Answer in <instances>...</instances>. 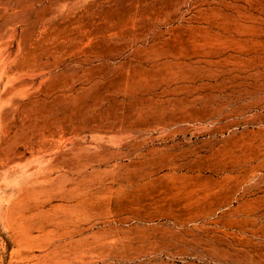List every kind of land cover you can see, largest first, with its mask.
<instances>
[{"label": "rangeland", "instance_id": "obj_1", "mask_svg": "<svg viewBox=\"0 0 264 264\" xmlns=\"http://www.w3.org/2000/svg\"><path fill=\"white\" fill-rule=\"evenodd\" d=\"M0 264H264V0H0Z\"/></svg>", "mask_w": 264, "mask_h": 264}, {"label": "crops", "instance_id": "obj_2", "mask_svg": "<svg viewBox=\"0 0 264 264\" xmlns=\"http://www.w3.org/2000/svg\"><path fill=\"white\" fill-rule=\"evenodd\" d=\"M220 189L223 191L225 189V186H221ZM232 201V198L230 196H222L221 198H208L204 199L199 202V206L201 207V210L206 211V212H212L214 208L216 207H221V206H229ZM202 212V213H203ZM258 212V211H256ZM247 213L253 214L255 211L251 210L248 211ZM205 214V213H203Z\"/></svg>", "mask_w": 264, "mask_h": 264}, {"label": "bare ground", "instance_id": "obj_3", "mask_svg": "<svg viewBox=\"0 0 264 264\" xmlns=\"http://www.w3.org/2000/svg\"><path fill=\"white\" fill-rule=\"evenodd\" d=\"M195 72V71H194ZM194 72H188V75H192ZM108 242V241H107ZM102 254V253H101ZM104 257V256H103Z\"/></svg>", "mask_w": 264, "mask_h": 264}]
</instances>
